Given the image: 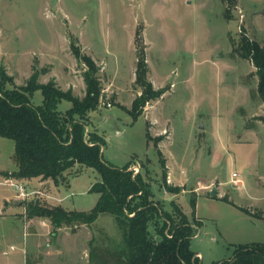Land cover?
<instances>
[{
    "label": "rangeland",
    "instance_id": "rangeland-1",
    "mask_svg": "<svg viewBox=\"0 0 264 264\" xmlns=\"http://www.w3.org/2000/svg\"><path fill=\"white\" fill-rule=\"evenodd\" d=\"M242 32L264 46V0H0V67L17 86L44 70L41 82L54 78L84 96L86 64L74 50L90 56L103 95L88 127L104 138V158L118 167L131 162L149 176L164 208L172 210L174 200L200 220L191 250L202 253V264L221 263L241 245L264 243V103L255 66L237 50ZM138 50L160 95L134 120L128 109L143 92ZM32 102H43L41 90ZM70 106L63 101L59 109ZM14 151L15 141L0 136V169L17 168ZM233 172L243 183L231 182ZM65 174L57 183L32 181L35 194L26 199L0 176V264H25V256L28 264H86L91 249L120 246L110 213L76 230L28 216L25 203L36 199L69 210L96 205L91 188L100 173L77 164ZM165 178L178 193L166 191ZM151 231L156 235L154 223Z\"/></svg>",
    "mask_w": 264,
    "mask_h": 264
},
{
    "label": "trees",
    "instance_id": "trees-1",
    "mask_svg": "<svg viewBox=\"0 0 264 264\" xmlns=\"http://www.w3.org/2000/svg\"><path fill=\"white\" fill-rule=\"evenodd\" d=\"M142 40V33L137 30L138 46ZM237 50L255 66L257 95L264 103V46L242 32ZM74 52L86 64L84 96L76 95L72 87L62 88L54 78L41 82L44 70H35L25 84L17 86L14 77L0 67V136L15 141L13 159L17 166L0 173L19 180L42 177L56 183L61 179L66 181L65 173L77 164L93 167L100 173L101 180L91 188L99 193V198L88 211L69 210L40 199L25 203L29 217L48 218L57 228L67 226L76 230L93 224L103 213L112 214L121 231L122 243L108 250L91 249L86 264H201L191 250L200 220L191 221L174 200L172 210L164 208L163 203L154 198L148 175L144 176L141 171L135 174L130 169L131 162L118 167L106 160L102 152L104 138L97 132H87L89 114L99 108L103 86L94 60L79 50ZM136 73V82L143 92L128 109L134 120L143 114L148 101L160 95L147 78L148 66L142 50H138ZM38 90L43 94V102L35 105L32 96ZM63 101L71 103L65 111L59 109ZM261 119L264 120V116ZM147 138L150 139L149 131ZM158 153L162 156L159 148ZM160 162L166 177L162 157ZM163 183L166 191L179 192L180 188L169 186L166 178ZM190 200L195 213L197 198L192 196ZM153 223L156 235L151 231ZM213 264H264V243L241 245L233 259Z\"/></svg>",
    "mask_w": 264,
    "mask_h": 264
},
{
    "label": "built area",
    "instance_id": "built-area-1",
    "mask_svg": "<svg viewBox=\"0 0 264 264\" xmlns=\"http://www.w3.org/2000/svg\"><path fill=\"white\" fill-rule=\"evenodd\" d=\"M88 131H89V127L87 128V132ZM130 169H132L135 174L137 173V168L130 167ZM4 181L5 183L14 186L16 188V194L21 199H26V197L31 196L32 193L28 190L27 186L24 183H22L19 179L12 176H7L4 178ZM231 182L237 186L243 183V179L240 177V175L237 172H233L231 177ZM14 247L15 246H12V248Z\"/></svg>",
    "mask_w": 264,
    "mask_h": 264
},
{
    "label": "crops",
    "instance_id": "crops-1",
    "mask_svg": "<svg viewBox=\"0 0 264 264\" xmlns=\"http://www.w3.org/2000/svg\"><path fill=\"white\" fill-rule=\"evenodd\" d=\"M2 170H8V169H0V172H1ZM11 170H14V169H11ZM0 176L3 177L4 175L0 173ZM34 180H37L39 183H41V182H44V181H49L50 179H42V177H35V178H32V179H24V180H20L22 183H24V184L27 186V188H29V191L32 193L31 196H34V194H35V192H32L33 190L31 191V189H30V188H31V187H30V186H31L30 184H31V182L34 181ZM37 192H38V193H42L41 190H39V191H37ZM31 196H30V197H31ZM8 201H10V200H9V199H6L5 202H8ZM4 204H5V203H4ZM42 221H43V220H42ZM43 223H44V225L46 226L47 221H43ZM62 228H67V226H64V227H62ZM195 256H198V257L201 256V257H202L203 255H202V253L197 252V253L195 254ZM199 258H200V257H199ZM24 263H25V264H28V260H27V257H26V256H25V261H24ZM201 264H202V263H201Z\"/></svg>",
    "mask_w": 264,
    "mask_h": 264
},
{
    "label": "water",
    "instance_id": "water-1",
    "mask_svg": "<svg viewBox=\"0 0 264 264\" xmlns=\"http://www.w3.org/2000/svg\"><path fill=\"white\" fill-rule=\"evenodd\" d=\"M217 192H218L217 189L214 187V188L212 189V191H211V194H212V195H216Z\"/></svg>",
    "mask_w": 264,
    "mask_h": 264
}]
</instances>
